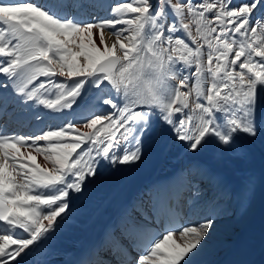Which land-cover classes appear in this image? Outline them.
<instances>
[{"label":"snow or ice","instance_id":"obj_1","mask_svg":"<svg viewBox=\"0 0 264 264\" xmlns=\"http://www.w3.org/2000/svg\"><path fill=\"white\" fill-rule=\"evenodd\" d=\"M88 6L0 0V74L25 101L76 116L0 131V264H20L54 230L101 160L139 161L157 123L191 151L264 130V0H128L99 21L83 18ZM213 223L168 224L135 264H189Z\"/></svg>","mask_w":264,"mask_h":264},{"label":"bare ground","instance_id":"obj_2","mask_svg":"<svg viewBox=\"0 0 264 264\" xmlns=\"http://www.w3.org/2000/svg\"><path fill=\"white\" fill-rule=\"evenodd\" d=\"M121 1L125 0H87L89 6L85 10L83 18L90 21L109 18L111 6ZM29 2H36V0H29ZM41 2H44V0H41ZM234 2H239V0H234ZM105 41L109 45L113 42L112 33L108 29H105ZM97 43H99L98 40ZM85 95L86 99L78 100V104L81 107L92 100L95 92L94 94L87 93ZM0 98L10 103V116L7 118L9 135L39 133L49 126L55 128L69 120L76 119L72 110H64L59 113L46 109L34 101H25L18 92L14 91L10 81L6 79L4 74H0ZM73 107L76 108L77 106L74 105ZM105 109L107 108L105 107ZM260 111L264 115V104L261 105ZM77 127L81 128L82 131L87 130L83 127V121L77 123ZM153 133L155 134L157 145L151 155L152 160L150 162L151 168H157L155 176H163L172 172L174 186L185 187L188 191H191L190 194H195L202 187L211 189V197L209 199L207 197L206 201L204 200V207L202 206L204 211L200 213L198 222H202L205 217H210L215 221L199 250L194 255L190 254L191 260L189 264H220L221 260L235 249L237 236L242 230L255 219L260 211H263L264 214V167L258 160V157H260L264 163V130L259 131L255 137L241 135L238 138V144L233 149H230L235 156V164L237 161L236 155L242 161H238L242 168L240 172L238 169L239 173L243 171L242 163L244 164V173L247 180L245 183L242 182L243 176L242 179L237 176L235 178L234 174L224 169L217 168L209 162L193 158V155H191L192 151L186 147V142L174 139L173 134L167 131L162 122L155 125ZM22 151H27V149H22ZM158 159L159 164H157ZM144 160L148 159L141 158L135 163L117 165L110 164L107 160H101L96 175L86 179L83 191L81 193H70L69 209L63 214V218H78L91 206V202L99 196L102 197L101 204H105L109 199L106 194L114 188V182L121 178L129 169L138 168V165ZM37 162L41 163L42 166L52 167L40 156H38ZM202 183H204V186L201 187ZM157 187V184L150 186L147 184L139 189L137 198L132 203V207L135 208L132 213L134 212L136 216H140L142 207L151 204L159 205L157 203L158 192L155 191ZM157 190L161 191V188ZM223 198L225 200L228 198V202H226L225 207L221 206L222 208L219 209V202L217 203L219 207H216L213 203L218 201V199L221 202ZM195 203L193 201V206ZM228 206L232 207V211L231 209L229 210ZM195 208L199 209L197 204ZM224 214L230 216L219 217ZM59 220L61 218L57 219V221ZM132 221L131 216L126 215L125 224H131ZM260 226H263V234L254 250L246 257L240 259L237 264H261L264 261V221L260 223ZM64 228L61 227V229ZM38 244L39 241L30 246V249H33ZM29 252V250H26V254H22V258H18L20 259V264ZM106 259L110 260L108 252Z\"/></svg>","mask_w":264,"mask_h":264},{"label":"rangeland","instance_id":"obj_3","mask_svg":"<svg viewBox=\"0 0 264 264\" xmlns=\"http://www.w3.org/2000/svg\"><path fill=\"white\" fill-rule=\"evenodd\" d=\"M121 2H128V0L121 1ZM88 94H94V92L93 93L90 92ZM105 107L107 108L106 105H105ZM191 155H193V158H195L196 160L209 162L213 166H216L217 168L224 169L225 171H228L231 174H234L235 178L238 177V178L242 179V176H243V180H242L243 183H245L247 181L246 177H245V173H244V164L243 163H242L243 171L241 173H239L241 171V169H242L240 167L239 163H238V161L242 162L240 160L239 156L236 155V159H237L236 164L238 166L237 167L236 164H235V156L232 154L231 150L227 149V148H224V146L220 145L215 140H209L206 144H204L202 147H200L197 151H192ZM238 169H239V172H238ZM238 181H240V180H238ZM202 186H204V183L201 184V187ZM199 189L197 190L196 195L198 194L197 195L198 196V200H199L198 207L200 208V207H202L204 205V202L206 201L207 197H208V199L211 197L212 193H211V191H210L211 189L209 187H202V188H199ZM203 190H204V192H203ZM199 192H200V194H199ZM213 193L215 194V192H213ZM218 202H219L218 205L220 207L217 205ZM226 202H228V198H226V200H225V198H223V200H221V202L218 199V201H216L213 204L216 207L218 206L219 209H220V208L226 206ZM203 207L200 208V211L204 210ZM228 207H229V210L231 209V211H232V207H230V206H228ZM226 216L229 217L230 215H227V214L225 215L224 214L223 216H219V217L220 218H224Z\"/></svg>","mask_w":264,"mask_h":264}]
</instances>
